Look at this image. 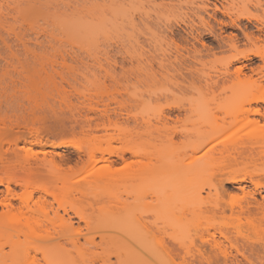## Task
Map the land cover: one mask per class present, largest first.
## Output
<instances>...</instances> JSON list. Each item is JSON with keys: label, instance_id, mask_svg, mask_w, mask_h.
I'll use <instances>...</instances> for the list:
<instances>
[{"label": "rangeland", "instance_id": "374dc122", "mask_svg": "<svg viewBox=\"0 0 264 264\" xmlns=\"http://www.w3.org/2000/svg\"><path fill=\"white\" fill-rule=\"evenodd\" d=\"M115 1L0 0V120L12 130L2 131L0 171H6V154L14 149L9 137L24 135L28 127L45 131L40 139L28 138L34 143L68 142L66 148L45 150L61 156L62 168L80 171L69 181V194L59 191V184L53 190L72 225L66 238L59 237L56 221L47 240L45 233L34 242L20 235L19 252L11 251L3 233L10 222L3 221L0 264H59L68 256L75 264H100L103 259L135 264L132 258L118 256L125 244L149 251L146 264H183L181 253L171 252L172 246L209 234L218 238V231L227 235V264H235L230 262L234 259L238 264H261L264 232H247L240 240L248 262L229 247L231 228L237 224L229 209L240 192L227 191L223 182L227 170H221L227 164L232 121L222 124L220 118L247 99L261 96L243 83V76L229 75L245 66V77L257 78L251 69L261 62L233 60L254 47L231 28L224 29L223 37L236 35V50L219 49L209 35L203 36L209 49L190 40L201 49L198 59L203 64L192 65L212 81L227 79L225 88L172 78L167 73L169 62L192 55V49L176 35V42L188 49L176 52L164 40L165 29L177 31V24L183 27L194 19L204 0H127L132 4L130 20L123 23ZM208 4H223L233 19L242 14L251 17L264 8V0H208ZM217 19L229 23L220 15ZM247 24L241 21L242 26ZM169 104L181 109L169 112ZM162 114L181 120L163 121ZM108 123L111 127L102 129ZM18 125L23 133L14 131ZM237 129V137L253 131V127ZM200 141L204 145L194 151ZM263 146L264 141L257 150ZM39 150L32 147L33 152ZM88 153L94 160L88 161ZM260 181L264 183V178ZM79 188L85 192L80 202L75 200ZM75 210L82 212L83 220ZM58 213L68 218L62 210ZM170 216L177 220L168 225L165 220ZM59 243L67 249L65 257L43 256Z\"/></svg>", "mask_w": 264, "mask_h": 264}, {"label": "bare ground", "instance_id": "6f19581e", "mask_svg": "<svg viewBox=\"0 0 264 264\" xmlns=\"http://www.w3.org/2000/svg\"><path fill=\"white\" fill-rule=\"evenodd\" d=\"M115 2L117 3L115 5L118 9L119 23L129 21V5H132L131 2H127V0H116ZM124 3L127 4V7H125L126 4L124 6ZM228 10L223 4L218 7L215 4L209 5L208 0H204L198 14L196 13L193 16L198 21L197 24L194 23V19H191L187 23H183V27L177 24V31H175L176 28L167 27L164 40L169 45H173L176 52L180 49L188 51L187 47H183L176 42V35L181 41L190 43L191 40L199 44L201 49H209L208 45L203 42V36L209 35L217 43L219 49L228 47V49L236 50L237 36L229 34V36L223 37L224 29L231 28L240 33L248 45L254 47V49L234 56V62L242 63L243 61H251L254 58L262 64L251 69V73L257 78H253L252 75L245 77L243 73L245 66L237 67L229 74L235 78L243 76V83L247 84L249 88H255L261 96L247 99L238 108L228 113L226 111L220 118L222 124L229 118L232 121L231 133L227 140V164L221 169L222 171L227 170V178L223 179V182L228 185L227 191L228 189L239 191L240 195L237 193L235 197H241L236 198V204L229 209L230 216L237 221V224L231 228V238H228V243L236 254L241 255L248 262L243 255V244L240 240L244 241L247 232H264V183L260 181L261 178H264V146L263 149L257 150V146L264 141V108L260 106V104L264 105V87L260 86V80L264 76H262L264 74V8H260V13L251 17L242 14L234 19L229 18L231 14L228 15ZM218 15L228 18L229 23L218 20ZM211 20L215 25L211 24ZM242 20H245L248 24L242 26ZM78 29L80 31V27ZM194 43H190L192 55L188 54L187 57L169 62L170 71L167 70V73L172 78L180 77L183 81L189 79L192 82H205L208 84V88L224 89V83L227 79L220 81L222 85L219 86L220 82L212 81L211 77L202 69L192 65V63L203 65L198 59V57H201V49L195 48ZM259 43L261 44L259 45ZM159 67L163 68L164 66L159 64ZM225 76H227V72ZM166 108L169 112L181 109L179 105L175 104H169ZM161 119L163 121L171 120L172 122L181 120L178 116L170 119L164 114L161 115ZM108 125V128L101 125L102 129H109L111 124L108 123ZM240 126L245 129L253 127V131L237 137L236 133L239 129L237 127ZM15 130L23 133L22 127L20 128L19 125L16 126ZM2 131L12 130L7 129L0 120V139L3 136ZM43 133L45 131L28 127L24 135L20 137L14 138L12 134L7 136V138L10 136L8 143L12 142L11 146L14 149L6 154L5 162L7 165L3 167V170L6 169V171H0V186L4 188L2 191L0 190V223L3 221L10 222L9 227L3 233L6 234L5 236L11 244V251H18L17 241L20 235L34 242L42 237V233H45L46 236H43V239L47 240L49 238L48 231L56 225V221L60 222L59 237L61 239L66 238L72 230L67 210L62 205L59 195H55L53 190L55 185L59 184V191H66L65 194H69V181L72 177L77 176L80 171L62 168L61 156L45 150L47 147L50 149L66 148L70 146L68 142H54L46 145L28 140V138L40 139ZM19 143L22 146H18ZM203 145L204 141H200L194 151H197ZM35 146L40 150L33 152L32 147ZM118 157L120 160H124L123 156L118 155ZM87 158L88 161L94 160L93 155L90 153L87 154ZM104 162H107V160H104ZM108 169L109 167H106V170ZM75 191L79 194V197L75 200L80 202L85 196V192L80 188ZM47 197H51L53 202L49 201ZM53 204H56L57 208H54ZM58 209L62 210L63 215L68 216V218L64 219L62 215H59ZM74 215L79 220L84 219L80 210H75ZM172 220L177 219L170 216L165 222L170 225ZM122 228H127V226L124 225ZM217 234L218 238L209 234L206 237H199L197 242L195 240L182 241L178 243L177 248L172 246L171 252L177 255L181 253L183 264H227V235L222 231H218ZM224 242H226V245ZM29 247L32 248V251H37L32 243ZM66 254L65 245L59 243L56 247L45 251L43 256L58 258L65 257ZM23 255L29 256V253L24 252ZM118 256L132 258L135 260V264H146L151 259L149 251L143 250L139 244H125L120 248ZM230 262L238 264L235 259ZM260 263L264 264V259H261ZM59 264H75V259L68 256V259ZM100 264L113 263L109 259H103ZM248 264L254 263L249 261Z\"/></svg>", "mask_w": 264, "mask_h": 264}]
</instances>
